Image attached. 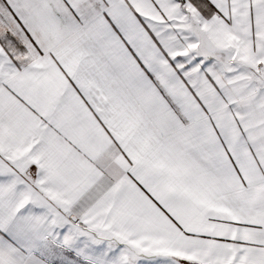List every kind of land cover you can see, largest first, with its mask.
Here are the masks:
<instances>
[{
  "label": "snow or ice",
  "instance_id": "1",
  "mask_svg": "<svg viewBox=\"0 0 264 264\" xmlns=\"http://www.w3.org/2000/svg\"><path fill=\"white\" fill-rule=\"evenodd\" d=\"M0 264H264V0H0Z\"/></svg>",
  "mask_w": 264,
  "mask_h": 264
}]
</instances>
